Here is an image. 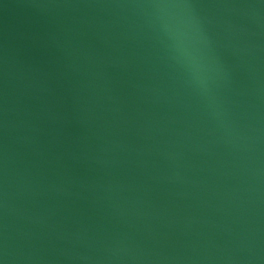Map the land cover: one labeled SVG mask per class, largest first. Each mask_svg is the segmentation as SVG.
Masks as SVG:
<instances>
[{"label": "water", "instance_id": "95a60500", "mask_svg": "<svg viewBox=\"0 0 264 264\" xmlns=\"http://www.w3.org/2000/svg\"><path fill=\"white\" fill-rule=\"evenodd\" d=\"M0 264H264V0H0Z\"/></svg>", "mask_w": 264, "mask_h": 264}]
</instances>
